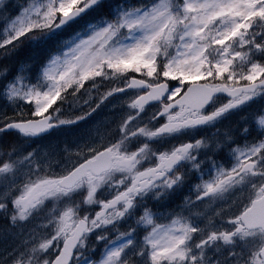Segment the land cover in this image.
<instances>
[{
  "label": "snow or ice",
  "instance_id": "obj_1",
  "mask_svg": "<svg viewBox=\"0 0 264 264\" xmlns=\"http://www.w3.org/2000/svg\"><path fill=\"white\" fill-rule=\"evenodd\" d=\"M0 28V264H264V0H0Z\"/></svg>",
  "mask_w": 264,
  "mask_h": 264
},
{
  "label": "rangeland",
  "instance_id": "obj_2",
  "mask_svg": "<svg viewBox=\"0 0 264 264\" xmlns=\"http://www.w3.org/2000/svg\"><path fill=\"white\" fill-rule=\"evenodd\" d=\"M129 9V8H127ZM4 33L2 31V28H0V37H3ZM87 83V82H86ZM138 90H131V91H127L125 93H122V94H118V96H114L113 98H109V100L105 103L104 106L101 107V109H99L96 113L93 114V116L90 118V121L89 122H94L95 120L97 119H101L105 114H107V112L109 111L110 107H111V104L114 103L116 101L117 98L119 97H123V96H128V95H132L134 93H137ZM150 107H147L146 109H148ZM121 111H123L124 109H120ZM89 122H81V125L80 127L83 128V127H87L88 126V123ZM228 121L227 120H223L221 121L220 123L222 124H226ZM215 126H218V125H202V126H196V127H191L190 129H183V130H180L179 132H176V133H172L170 135H165V136H162V137H159V138H155L153 139V143L156 144L157 146L159 147H165L169 144H172L174 141H176L177 139V136H179L181 133H185V132H188V133H191L192 135H194V138H198L202 135L205 134V132L210 128V127H215ZM50 142V138L48 139H45V138H33L31 142L27 143L24 145V150L25 151H30L32 148H35L37 145H45L47 143ZM229 161H231V157H229ZM58 168V166H57ZM205 175H210L212 174V170H208L204 173ZM191 191V187L189 184H185L184 186H182L177 195L180 196V198L182 199L183 196L185 195H188ZM155 203V201L153 202ZM193 222L195 225H199L201 223H203L202 219L200 218H196V217H193ZM3 221L0 220V223H2ZM160 223L162 224H165L167 227L169 228H178L179 225H172L170 222L168 221H161ZM104 227H107V226H104ZM114 235V234H113ZM94 239V237H93ZM106 240L108 238H105ZM251 240V238H249ZM125 242V240H121L119 241L118 243L112 245V246H117L121 243ZM101 244H104V242H101L99 244V249L100 251H103V246H101ZM87 246V244H86ZM77 259H79V257H77Z\"/></svg>",
  "mask_w": 264,
  "mask_h": 264
},
{
  "label": "trees",
  "instance_id": "obj_3",
  "mask_svg": "<svg viewBox=\"0 0 264 264\" xmlns=\"http://www.w3.org/2000/svg\"><path fill=\"white\" fill-rule=\"evenodd\" d=\"M141 0H119L120 3H123L124 5H127V4H132V7L133 6H137L139 5L140 3H144L146 0H143L141 2H139ZM22 48H25L26 46L25 45H22L21 46Z\"/></svg>",
  "mask_w": 264,
  "mask_h": 264
},
{
  "label": "water",
  "instance_id": "obj_4",
  "mask_svg": "<svg viewBox=\"0 0 264 264\" xmlns=\"http://www.w3.org/2000/svg\"><path fill=\"white\" fill-rule=\"evenodd\" d=\"M151 103H154V102H149V104H151ZM147 106V105H146Z\"/></svg>",
  "mask_w": 264,
  "mask_h": 264
}]
</instances>
